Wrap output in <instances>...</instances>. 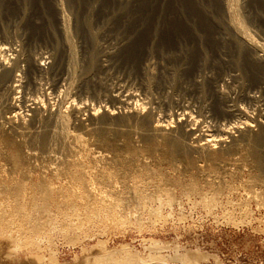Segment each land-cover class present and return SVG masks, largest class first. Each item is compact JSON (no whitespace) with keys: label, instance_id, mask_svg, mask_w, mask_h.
I'll list each match as a JSON object with an SVG mask.
<instances>
[{"label":"rangeland","instance_id":"obj_1","mask_svg":"<svg viewBox=\"0 0 264 264\" xmlns=\"http://www.w3.org/2000/svg\"><path fill=\"white\" fill-rule=\"evenodd\" d=\"M9 1L10 0H6L4 3L5 8H3L4 4L2 0H0V35H2L3 32L9 31L14 37L18 35L19 38L18 36L15 37L18 38V48H21V41L24 40V38L27 40L30 37L31 38L28 40H32L36 37L35 40H32V43L37 47L36 48L34 45V52L38 50L36 52L40 53L41 51H45L48 47L51 48L50 44L53 45L52 43L54 42L52 39H55L54 33L46 32L38 34L34 32L32 28L26 26L28 19L32 15L36 18L38 23L43 22L44 16L40 13H38L37 16L34 12H36L35 10L41 5L40 3L49 4L50 0H11V3ZM102 1L103 0H94V5L100 9V6H102L104 2L107 3L108 1L109 3V1L112 0ZM195 1L196 0H130V2L134 4L156 6L160 11L162 9L164 15L166 14L168 17L167 21L178 19V22L182 21L181 18H183V15L176 7H184L185 9L194 8V5H196ZM199 1L202 2L204 10L206 11L203 16L205 18L208 16V19L211 18L212 21L218 23L219 32L222 31V34L225 33L224 36L230 37L231 34L228 32L229 30L224 28V23L228 20V12L224 10V0ZM8 3L10 5H8ZM63 4L67 13H69V3L67 0H64ZM230 5L231 10L233 9L232 15H236L234 17L236 20L240 19L239 22L243 20V24L246 23L245 25L247 27L250 26V31H253V29L257 30L263 26V30L260 28L261 32H259L258 29L257 33H260V35L264 34V0H230ZM20 7L22 10H19L21 9ZM28 8H31L33 12ZM160 11L158 10V12ZM9 12L13 15L15 12V15L13 16ZM91 12L90 18L92 17L91 20H95V12ZM168 12H171V14ZM23 13H26V16L23 15ZM68 15H70V13ZM18 16H22L24 17L23 19L26 20H20L21 17L19 19ZM188 16L191 17L190 15H187V17ZM110 18L112 21H109L110 24L109 22L107 24L108 28L111 27L108 41L116 43V41H120L122 37H126L127 27H125V25L123 26V22L120 20H114L113 18H115V15ZM15 20L18 21L14 22ZM18 22L21 23L19 24ZM105 26L103 28H105ZM128 29L130 28L128 27ZM26 30L28 31L26 32ZM21 32H24L25 35ZM49 36L51 39H49ZM45 37L46 39H44ZM44 40L49 44L46 42L42 43ZM170 44H167L166 50L168 49L167 51L172 52L169 50L170 47L168 45L171 46V49H175L176 44H173V42ZM37 45L40 47L38 48ZM45 45L49 46L45 47ZM76 45L78 47L77 43ZM34 48H36V50ZM175 50L177 51V49ZM230 50L231 49L227 47L222 48L224 54H226L227 57L229 56L228 59L232 60L234 57L232 55L235 54L234 51ZM112 51L115 50L112 49ZM169 52L162 53V51L154 49V58L152 56L148 61L149 63L147 62L144 66L145 71L144 69L138 68L139 66L129 69L125 66L123 67L120 63L116 65L115 68L111 69V71L114 70L113 72L110 71L109 74H102L104 79H102L101 82L96 77L87 80L82 79L81 66L83 63L79 60L77 65L81 67V69L77 65L72 67V72L68 79L72 74L73 75L69 80L67 79L68 81H64L63 85H61L59 94H53V91H50L52 90L50 89L52 82L49 80V78L51 79L49 73V75L47 74V76H44V79L48 80L46 81L43 79V87H45L44 90L46 93L45 95L39 93V96H43L42 99H44V103L47 102L52 109H58L61 106L63 109L69 110V107L74 103H79V99L81 98H84L85 101L90 104L92 102L97 103L92 93L95 88L100 90V86L103 88L108 86V89L115 90L121 86L123 89L125 88L123 91V95L125 94L123 98H125V96L127 97L131 93V90L132 92L135 91L134 93L137 95V98L139 97L138 99L140 101L137 100L134 102V107L143 108L142 110H144L146 114L161 118L165 114V110L168 109L167 111H169L170 107L173 109L172 111L170 109L171 113H180L181 110L178 111L179 106L175 100H179L181 94L176 91L174 87L169 90V92L174 91L173 94L170 92L164 95L161 89L164 86V81L160 78V65L161 63L168 62L167 60L170 57L167 54H169ZM155 57L158 62L161 60L163 62L155 63ZM162 58L166 59L163 60ZM152 63L155 65H152ZM150 65L158 67L155 68ZM154 69H156V72ZM92 70L95 71L96 67L92 68ZM240 71L242 73V69ZM206 72L208 75L217 74V70L212 68L206 69ZM91 73L93 72L91 71ZM146 73L150 74L147 75ZM153 73H156V75ZM200 74H202L204 78L202 75L199 76ZM195 75H198L197 78H201V81L206 79L205 75L198 71ZM107 77L109 78V83L106 82ZM123 77L129 79L126 81ZM148 77H150L149 79L152 78L151 81ZM135 78L136 80L139 78L137 80L138 82ZM110 80L113 81L110 82ZM135 81L138 84V88L140 84H147L150 93L147 88L146 92L148 94L145 96L146 92L140 89L139 91ZM127 82L130 86L127 85ZM159 82H162L161 85ZM45 83L48 84H46L48 87L45 86ZM118 83L121 84L118 85ZM159 86L161 87L159 88ZM126 89L128 92L126 91V93H124ZM159 89L161 94L159 93ZM176 93L179 94L177 95ZM203 93L205 94L202 101L200 98H202ZM203 93H201V97H198L199 100L202 101V103L204 100H207L205 101L206 104L203 103L200 107L199 103L196 102L198 99L196 96L191 95L190 92L184 93L185 98H187L186 101L192 99L191 101L189 100V103L193 105L198 103L196 106L199 108L195 109L196 106H193V110H203V114L206 112L208 113L205 114L207 117L211 114L201 124H199L200 121H192L194 122L192 124L195 125H193V127L200 129L199 132L201 133L198 134L211 133L210 131L213 130L216 124L215 122H217L213 120L217 118V120L220 119L219 121L222 123L227 122V120H224L225 117L222 118L221 115L216 113V105L213 100H210L211 98L207 94V91ZM149 94L151 95L149 96ZM231 94L235 97L234 93H230V95ZM21 95L22 94H18L17 96L16 103H19L18 105L21 104ZM152 97L156 99H162L163 97V100L160 102L161 99H159L160 101L157 99L158 102H155V104L144 103L147 100L149 102ZM168 101L169 103H167ZM164 102L168 104L167 108L166 103L163 104ZM102 103H106L104 98H102ZM158 104H162L164 107ZM141 105L146 106V108ZM149 107L150 110L148 109ZM122 108V106H119L117 110L118 114L125 112V109ZM260 108L261 107H255L257 111H255L256 114ZM250 109V115L252 116V111L254 112L255 109L253 107ZM212 112L215 114L213 115ZM20 113L26 115V118L29 115L28 119L31 120V113L27 111L26 108H22ZM84 113L82 118L85 125L80 127L75 126L73 123L74 121L70 119L68 124L70 131L73 132L67 136L66 134H59L62 132L59 127H57L56 130L59 132L57 133L55 131L56 135L52 133L47 142L42 141L43 135L41 136L40 134L44 131V124L42 122V124H38L37 128H43V131L42 129L38 130L40 131L38 133L39 135H36L37 137L31 136L30 138L29 134V136L24 134L27 137L23 135L21 137V135L18 136V134L15 133L14 135L12 133L8 136V134L3 131L8 125L0 121V222L3 217L4 221L5 219L10 220V218L12 220L16 219L17 213L15 205L17 206L16 203L19 202H22L26 209L28 208L27 212L32 218H37L40 221L43 218L44 221H46L42 222L43 219L41 221L43 223L42 230L45 229L44 232L41 230V233L39 232L40 235L37 234L38 236L36 235V237H34L38 245L34 242V245H32L33 243L30 237L25 236V239L30 241L27 244H32H29L28 247L26 245H24V247H19L17 250V248H15L16 246L13 245L15 243L8 239L10 238L9 236H2L0 234V264H193L187 260L181 261L179 258L180 254H186V252L191 255H200V261L194 264H264V180H259L260 169L258 163H256V158L253 154V150H251L252 147H250V143L246 141V143L249 144L247 147V144L244 142V144L240 143L238 145L240 147H236L237 145L235 147H229L230 149L226 147L228 149L224 148L225 150H222V153H220L221 155L218 154L221 149L212 154L204 152L202 154V152H197L193 149V151L190 150L194 139H186L188 145L185 144L182 150H180L181 154H175L173 153L172 147L175 141L179 140L177 134L174 135V138L172 137L173 141L170 140L171 137H164L159 134H157V136L155 135V137L153 135L151 138H148L145 131H143L145 130L143 129L145 126L143 127V125H141L142 122L140 121L142 120L138 121V119L128 118L124 120L125 123L121 122L124 129H122V124L119 126L114 122H111L109 125L107 124L109 127L107 125L102 126L103 123L100 120L97 122L98 125L96 124V126L92 124L91 121H88L87 113ZM45 114L48 115L47 112L44 113V116H46ZM255 115L252 117H255ZM171 124L173 126L175 123L172 121ZM113 125H115V127ZM99 126L102 128H99ZM121 126L122 128L120 129ZM255 128L257 129L258 127H254V129ZM233 130L232 128L231 131ZM254 131L251 132V139L256 133ZM235 134L238 133L235 132ZM15 135L17 136L15 137ZM9 138H12L11 140L16 142L14 143L17 144L16 146L19 145L24 148H22L23 150H21L20 153L22 156L21 161L15 158L16 156L14 155H16V153L14 147H12L14 153L12 152V148L9 147L12 146L9 145L10 143L8 144ZM175 138L176 140H174ZM167 139L168 141H166ZM43 143L45 144L43 145ZM170 145H172V147ZM187 146H190V149H188ZM168 147L172 151L169 150ZM184 151L189 152L186 153ZM168 152H171V154ZM187 154L189 157L186 156ZM39 155L41 156L39 157ZM171 155L174 158H172ZM176 156L177 158H175ZM218 156H220V158ZM77 169L83 171L87 181L89 180L88 182L92 184L85 181L87 184L83 186L73 178V172ZM147 172L150 174L148 175ZM157 175L160 176L158 177ZM257 175L259 177H257ZM256 177L259 179L257 180ZM179 180H181V183L178 184ZM194 186L197 187L196 190L191 189ZM43 188H48V190L51 189L52 195L47 201L48 211L46 212L33 209L35 206L37 207V205L44 203V195H42L44 194ZM18 189H21L20 191L22 193L21 197H19L20 199L14 194ZM161 190L163 191L160 192ZM164 190H170L172 194L174 193V202L171 206H163V210H161L162 213L152 214L149 208H156L160 205V202L158 200L156 201L153 197L157 194L164 193ZM216 190H219V192L216 193ZM211 195L213 197L216 195L215 202L211 204L213 206L207 205L206 202L207 198L209 196L211 197ZM210 197L209 199H211ZM17 198L18 200L16 201ZM41 198L43 200H41ZM24 202L28 206L25 205ZM34 203H36L35 206L33 205ZM30 207H32L34 211ZM29 211L33 212L30 213ZM35 212L37 213L35 214ZM19 218L18 216L17 219L13 221L14 226L13 224H11L12 226L9 225V229L6 227L8 226L7 224L3 225V228H6V230L10 232L9 235L18 236L20 221L17 220H19ZM48 223L51 225H48ZM0 226V231H2V225ZM45 226L47 228H45ZM24 230L27 232L25 228ZM38 237L39 240L37 239Z\"/></svg>","mask_w":264,"mask_h":264},{"label":"bare ground","instance_id":"obj_2","mask_svg":"<svg viewBox=\"0 0 264 264\" xmlns=\"http://www.w3.org/2000/svg\"><path fill=\"white\" fill-rule=\"evenodd\" d=\"M63 1L64 0H50L49 4L40 3L41 5L40 6L38 5L39 7L37 8V10H35L36 12H34V13H36V15L38 13L43 15L44 16V18H43L44 20L42 19L43 22L38 23L36 21V18L32 15L28 19L27 25L25 23L26 26H28L29 28H32L34 30V32H36L38 34L46 33V32L47 33L48 32L54 33L55 39H52V40H54V42L52 43L53 45L50 44L51 48L48 47L45 49V51H41L40 53L36 52V51H38V50H36L37 47L35 44L32 43V40L33 39L35 40L36 37L33 38L32 40H28L31 37L28 38L27 40H25V38L22 41L20 40L22 42L21 43L19 41L21 43V45H20L21 48H18L17 47V45L19 44L18 43V38H19L18 35L15 36V37L18 36V38H15L13 36V34H11L10 31L9 32H3V34L1 33L2 35H0V109H1L0 121H3L6 125H8V127H6L8 129L3 128L4 129L3 131L5 133H7L8 136H10V134H12V133H13V135H14V133L18 134V136L21 135V137H22V135L25 136L24 134H27V135L29 134L30 138H31V136L39 135L38 133L40 131H38V130L42 129V131H43V128H41V129L37 128L38 124L41 122L44 124V126H43L44 127V131H43L44 134L40 133L41 136L43 135L42 136L43 142H47L48 138H50L49 136H51L52 133H54V135H56L55 131L57 133L59 132L56 130L57 127H59V129L62 132L59 134H66V136H67L73 132V131L72 132L70 131V127L68 124L69 123L68 121L70 119H72L74 121L73 122L71 120L75 124V126L80 127V126L85 125L83 118H82V115L84 112L87 113L88 121H91L92 124L96 125L97 122H99V120H100L103 123L102 126L107 125V124L109 125L111 122L112 123L114 122L115 124L120 126V124H122L121 122H124V120H127L128 118H134L136 120L138 119V121L142 120V121H140L143 123V124L141 123V125H143V127L145 126L143 128L145 130H143V129L142 130L145 131V134L148 138H151L153 135L155 137V135L157 136V134H159L160 136L162 135L164 137L165 136H167L169 138L171 137L170 140L173 141L172 137L174 138V135L177 134V137L179 138V140H176V138H175L174 140H176V141L173 144V147H172V145H170L172 147L173 153H175V154H179L180 150H182L184 145L187 144L186 139H192V140L194 139L192 145L189 143L191 145V147L189 146L191 149L187 146L188 149H190L191 151L194 150L197 152H202V154H203V152L212 154V153H215L221 149L220 152L218 153L219 155H221L220 153H222V150L224 148L228 149L229 147H233V146L235 147L236 145H237L236 147H240L238 145L240 143H243V142L245 144H247L246 145V147H247L249 145L248 143H250V145H251L250 147H252L251 150H253V152H254V153L253 152L252 153L254 154V156L256 158L255 159L256 163H258V166L260 169L259 170L260 179L257 178V177H259L258 175L256 178H257V180L258 179L264 180V34H262L263 32L261 33L262 35H260V33H257L258 29H259V32H261L260 28H262V30H263L262 25H261L262 27L258 28L257 30L253 29V31L252 30L250 31V28H249L250 26L247 27L245 25L246 23L243 24L242 23L243 20H242V22H239L240 19H237L238 20L237 21L236 18H234L236 15L235 16L232 15L233 9L231 10L230 0H224L223 1L224 6H225L224 10H227L226 12H228L227 13L228 14V20H226V22L224 23V28L226 30L227 29L229 30L228 32H229V34H231L230 37L224 36L225 33L222 34V31L219 32L218 23L212 21V19L210 17H209L210 19H208V16L206 14L205 15L207 16V18H205L203 16L204 12L206 13V11L204 10L202 2L199 0L195 1L196 5H194L195 6L194 8L185 9L184 7H176L182 12V15H183V18H181L182 21H180V22H178L179 21L178 19L167 21L168 17L166 16V14L164 15L163 14L164 12L162 11V9L160 11V9H158L156 6H145V5H141V4H134V3L130 2V0H112V1H109V3H108V1L106 3L103 0L102 2H104V3L103 4L101 3L102 6L99 5L100 9L97 8L96 5H94V0H67V2L69 3L68 4L69 5L68 10L70 13V15H68L69 13H67V10L64 7ZM5 2H6V0H2L3 4ZM9 2L11 3V0ZM95 3H96V1H95ZM13 4H14V2H13ZM111 4H113V5H111ZM181 4H180V6H181ZM8 5H10V4L8 3ZM16 6H14V7H16ZM3 8H5V4H4ZM28 9H31V8H28ZM164 9H167V8H164ZM19 10H22V8ZM158 10L160 12H158ZM8 11H10V10H8ZM91 11H93V13L95 12V20H91L92 17L90 18V13H92ZM32 12H33V10H32ZM9 13L11 14V12H9ZM19 13H20V11H19ZM26 13H28V12H26ZM26 13L25 14L23 13V15L26 16ZM168 13L171 14V12H168ZM11 15H13V14H11ZM14 15H15V12H14ZM114 15H115V18H113L114 20L115 19L117 21L120 20L121 22H123L122 25L123 26L125 25V27H127L126 28L127 29L126 37L121 36L122 38L120 39V36H119L120 41H118V42L116 41V43H114L113 41H108V38L110 37V31H111L110 28L111 27L108 28L107 24L109 21L110 22L112 21V19L110 17L111 16L113 17ZM187 15H190L191 17H189V16L187 17ZM11 17H10V19H11ZM20 17H21V19H20ZM20 17H19L20 20H22L24 18L22 16H20ZM12 18H14V17H12ZM175 18H178V17H175ZM16 19H18V18H16ZM18 20H15L14 22H16ZM110 22H109V24H110ZM18 23H16V24H18ZM113 24H114V22H113ZM128 24H129V26H128ZM111 25H112V23H111ZM122 25H121V27H122ZM255 25H256V23H255ZM104 26H105V28H103ZM128 27L130 29H128ZM4 28H5V26H4ZM100 29H102V30H100ZM117 29H116V31H117ZM4 31H6V30H4ZM27 31L28 30H26V32ZM118 32H119V30H118ZM122 33H123V31H122ZM22 34H24V32ZM226 34H227V32H226ZM43 35H47V34H43ZM20 39H21V37H20ZM44 39H46V37ZM49 39H51V37ZM36 40H39V39H36ZM44 42H46V41L44 40L42 43H44ZM172 42H173V44H176L175 49H177L178 52L173 47H172L173 49H171L170 43H172ZM76 43L78 44V47H77ZM47 44H49V43H47ZM167 44H170L168 46L170 47L169 50H171L172 52L167 51L168 49L166 50ZM34 45L36 47V48H34L36 50L35 52L33 51ZM43 45H42V47H43ZM46 46H49V45H45V47ZM39 47L40 46H38V48ZM226 47L231 49L230 51H234L235 55L231 54L232 56H234L232 58V60L228 59L229 56L227 57V55L224 54V52L222 51V48H226ZM40 49H42V48H40ZM112 49L115 51H112ZM154 49L160 50V51H162V53L169 52V54H170V55L169 54H167V55L171 59L168 57L170 60L168 59L167 60L168 62L165 61L166 63H161V65H160V69H161L159 72L160 76H161L160 78H162L164 81L163 82L164 86L162 84L163 87L161 89H162L164 95L172 92V91L169 92V90L172 89V87H174L175 90L181 94V98H179V100H175V101H177L176 103L179 106L178 111L181 110L180 113H177V112L171 113V111L173 110V109H171V107H170L171 111L169 109V111H170V113H169V111H167L168 109H166L167 105H168L167 103H169V101H168L167 103L166 102L163 103V104L166 103V108H164V109H166L164 112L165 114L162 113V114H164L163 117L156 118L154 115L146 114V112H144V110H142L143 108L140 109L139 107H137V108H135L136 106L134 107V102L139 100L138 99L139 97L137 98V95L134 93L135 91L132 92V90H131L130 91L131 93L127 97L125 96V98H123V96L125 95V94L123 95V91L125 88L123 89L121 86H120V88L115 89V90L114 89H111V90L108 89L109 88L108 86H107L108 88L107 87L103 88L102 86H100V90L95 88V90L92 93L94 94L93 96L97 100V103L92 102L90 104L87 101H85L84 98H81V99H79L80 100L79 103L72 104V106L69 107V110H65V108L63 109L61 106L58 109H52V107H50L47 102L44 103L45 101H43L44 99H42L43 96L42 97L39 96V93H43L42 95H45V93H46L44 90L45 87H43V79H44V76L45 75L47 76V74L49 75V73L51 76V79L49 78V80H51L50 82H52V86H50L51 87L50 89H52V90H50L49 88H47V89H49L51 92L53 91V94L54 93L59 94V92L61 91V89H60L61 85H63L64 81H66L68 79V77L70 76V74L72 72V70H71L72 67L74 65H77L79 63L78 62L79 60L83 63L82 66L80 65L82 67V70H81L82 79L87 80L89 78L92 79V77L93 78L96 77L101 82L102 79H104L102 77V74H109L111 69L115 68L116 65H118L120 63L123 65V67L125 66L126 68H129V69L139 66L138 68L144 69V71H145L144 66L151 59L152 56L154 58V55H153ZM229 54H230V52H229ZM162 55H161V57H162ZM159 58H160V54H159ZM155 59H156V57H155ZM165 59H163V60H165ZM161 61L158 62L156 59L155 63H160ZM168 64H170V65H168ZM24 65H25V67H24ZM152 65H155V64L152 63ZM152 65H150V66H152ZM93 66L96 67L95 71L92 70V68H94ZM150 66H147V67H150ZM81 67H79V68L81 69ZM152 67H155V66H152ZM156 67H158V66H156ZM211 68L217 70V74L215 73L216 75H212V74L208 75V73L206 72V69H211ZM241 69H242V73L240 71ZM155 70L156 69H154V71ZM91 71L93 73H91ZM113 71H111V72H113ZM197 71L199 73H203L205 75L206 79L205 80L203 79V81L200 80L201 78L198 79L197 78L198 75H195V73ZM146 74L148 75L150 73H146ZM153 74L156 75V73H153ZM72 75H71V77H72ZM201 75L202 74H200L199 76H201ZM124 76H126V75H124ZM136 77H137V75H136ZM45 78H47V77H45ZM123 78H125V77H123ZM149 78L150 77H148V79ZM203 78H204V76H203ZM112 79H116V78H112ZM119 79H120V77H119ZM128 79H126V81ZM151 79H149V80L151 81ZM44 80H46V79H44ZM108 80H109V78L107 77L106 82H108ZM135 80H136V78H135ZM111 81H113V80H110V82ZM131 81H134V80H131ZM136 81H135V83L137 84L138 81L137 82ZM115 83H116V81H115ZM159 83L161 85L162 82H159ZM46 84L47 83H45V86H47L49 84V82L47 85ZM119 84H121V83H118V85ZM104 85H106V84H104ZM127 85H129L128 82H127ZM160 87L161 86H159V88ZM137 88H138V84H137ZM137 88H136V90H137ZM147 88H148V92H149V87L147 84L146 85L140 84L138 90L140 89V90L146 92ZM157 88H158V86H157ZM127 89L125 90L124 93H126V91L128 92ZM156 91H158V90H156ZM159 91H160V89H159ZM204 91H207V94L211 98V99L210 98L209 99L214 101L216 107L215 106H213V107L216 108V113L221 115L222 118L225 117L224 120H227V122L222 123L221 121H219L220 119L217 120L218 118L217 119L215 118L216 120H213V121H217V122H215L216 124H215V127L213 126L214 127L213 130L211 129L212 130V131H210L211 133L198 134V133H201V132H199L200 129L197 127H193L194 124H192V123H194L196 121H200L199 124H201L206 118H208L211 115L210 114L207 117L205 115V114H208L207 112L205 114H203V112H202L203 110L202 111H195L196 108H199L200 105L205 103V101L207 100V99L204 100V102L202 103V101H203L202 99H203L204 94H205V93H203ZM185 92H190L191 95L196 96L197 98L201 97V93H203L202 98H200V100H202V101H200L199 98L196 101L199 103V107L196 106L198 103H196V105L189 103L190 99H188V101H186L187 98H185V95H184ZM159 93L161 94V91ZM173 93H174V91L172 92V94ZM179 93H176V94L178 95ZM230 93H234L235 97H233V94H231L232 95L231 96ZM18 94L19 95L22 94L21 95L22 99L20 100L21 101L20 105H18L19 103L18 104L16 103ZM147 94L148 93L146 92L145 96H147ZM176 94H175V97H176ZM150 95L151 94H149V96ZM193 96H192V98H193ZM102 98H104L106 100V103H102ZM188 98H190V97H188ZM205 98H206V96H205ZM157 99L152 97L150 99V101L148 102V100L146 98L147 101H145L144 103H148V104L154 103L155 104V102H158V100L161 98H159L158 100ZM162 100H163V97H162L161 101L160 100L159 101L162 102ZM158 105L161 106L162 104H158ZM119 106H122L123 107L122 109H125V112L118 114L117 110H118ZM139 106H140V103H139ZM141 106H144V105H141ZM172 106H173V104H172ZM193 106H196L194 110H193ZM144 107L146 108V106H144ZM162 107H164V105H162ZM252 107L254 109H255V107H261L257 114H256L257 108L254 110V112L256 111L255 112L256 115L252 111V113L255 115V117H252V116H254L253 114H252V116L250 115V111H251L250 108H252ZM22 108H26L27 111H29L31 113V117H32L31 120L32 121L28 119L29 115L26 118V115H22L20 113V110ZM168 108H169V106H168ZM148 109L150 110V107ZM160 109H162V108H160ZM200 110H201V108H200ZM45 112H47L48 115L45 114L46 116H44ZM27 114H29V113H27ZM212 114H213V112H212ZM155 115H156V113H155ZM213 119H214V117H213ZM193 120H194V122H192ZM172 121L175 123L173 126L171 124ZM197 124H198V122H197ZM232 125H233V127H232ZM100 126H99V128H102ZM113 126L115 127V125H113ZM122 126H123V124H122ZM122 126L120 127V129L122 128ZM136 126H138V125H136ZM254 127H258L259 130H258V128L254 129ZM232 128L234 129L233 130L234 132L231 131ZM122 129H124V126ZM254 130H258V131H254ZM252 131H254L256 133L253 135V138L251 139L250 135H251ZM235 132L238 134H235ZM13 135H11V136H13ZM16 136L17 135H15V137ZM60 136H62V135H60ZM63 136H65V135H63ZM25 137H27V136H25ZM147 137H145V138H147ZM12 138H9L8 144L10 143L9 145H12L9 147H11V148L14 147L15 153H16V155H14V156H16L15 158H17V160L21 161L22 156L20 155V153H21V150H23L24 148L20 147L19 145L16 146L17 144H14L16 142H13V140H11ZM166 141H168V139ZM185 141H186V143H185ZM246 141L248 143H246ZM146 142H147V140H146ZM148 143H149V141H148ZM44 144L45 143H43V145ZM243 144H242V146H243ZM161 145H162V143H161ZM167 146H168V144H167ZM226 147H228V148H226ZM151 149H153V148H151ZM169 150H171V149L169 148ZM185 150H187V149H185ZM237 150H240V149H237ZM233 151H235V150H233ZM12 152L14 153L13 148H12ZM29 152H30V150H29ZM184 152H186V151H184ZM188 152H186V153H188ZM168 153L171 154V152H168ZM175 154H173V155H175ZM40 156L41 155H39V157ZM177 156L175 158H177ZM186 156H188V154ZM171 157L174 158L172 155H171ZM218 157L220 158V156H218ZM17 163H18V161H17ZM36 164H39V163H36ZM142 165H144V164H142ZM147 173H148V175L150 174L149 172H147ZM84 175H85L84 172L81 170L79 171L78 169L73 172V178H75L83 186H85V184H87L85 182V181H87V179L85 178ZM152 175L155 176L154 174H152ZM88 183H90V182H88ZM179 183H181V180L178 181V184ZM90 184H92V183H90ZM183 185H184V183H183ZM82 187H80V188H82ZM191 189L196 190L197 187L194 186ZM20 190L21 189H18L15 193L13 192L14 194H16V196L18 198L21 197V194H22ZM49 190H48V188H45L43 190L44 194H42V195H44V200L42 198H41V200H43L44 203L41 205L40 204L37 205V207L35 206L36 203H34L33 204L35 206V208H33L34 210H37V211L41 210L43 212L48 211L47 210V206H48L47 201L49 200L50 196H52L51 195V189H49ZM170 190H164V193L157 194L153 197V198H155L156 201L158 200L160 202V205L156 208L155 207L149 208V211L152 214L162 213L161 210H163L162 209L163 206H168V205L171 206V204L174 202V195H173L174 193L172 194V191H170ZM162 191L163 190H161L160 192H162ZM217 192H219V190H216V193ZM212 195H211V197L209 196L211 199H209V197H208L207 201H206L207 205H209V206H213L211 204H213L215 202L216 195L214 197ZM18 198L16 199V201L18 200ZM22 198H24V197H22ZM16 204H17V206L15 205L16 213H17L16 216L20 217L19 220H17V221H20L19 222V229H18V232H19L18 236L15 237L13 235H9L10 232L8 230H6V228L5 229L3 228L4 227L3 225L7 224L8 226H6V225L5 226L8 227L7 229H9V227H10L9 225L13 224L14 223L13 221H15L17 219V217H15L16 213L14 214V217L16 219H13V220L10 218V220L5 219V221H4V217H3L2 221L0 222L1 223L0 225H2V228H3L2 231H0L1 232L0 234L2 236H9L10 238H8V239L12 240L15 243L13 245H15L16 246L15 248H17V250H18L19 247H22V246L24 247V245H26L28 247V245L30 244V243L27 244L30 241L26 240L25 236H29L32 243L33 242L36 243L34 240L35 239L34 237H36L37 234L40 235L41 230H42V226H43L42 222H46V221H44L43 218H42L43 221L40 218L42 222L40 220H38L37 218L36 219L32 218L27 212L28 208L26 209V207L23 205L22 202H19ZM25 205H27V204L25 203ZM32 207H30V208L32 209ZM33 211H29V212L31 213ZM36 213L37 212H35V214ZM35 217H37V216H35ZM16 223H18V222H16ZM48 225H51V224L48 223ZM13 226H14V224H13ZM17 226H18V224H17ZM46 226H45V228H47ZM24 228L27 230V232L24 230ZM44 230H42V232H44ZM37 239L39 240V237ZM34 243L32 245H34ZM187 253L188 252H186V254H180L179 258L181 259V261L187 260L188 262L190 261L193 264L200 261V255H191V254H187ZM203 259H201V260H203Z\"/></svg>","mask_w":264,"mask_h":264}]
</instances>
